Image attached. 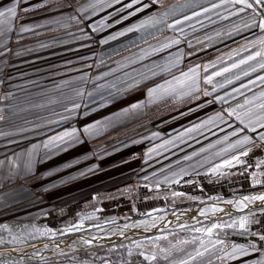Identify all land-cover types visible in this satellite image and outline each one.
Wrapping results in <instances>:
<instances>
[{"label":"crops","instance_id":"0c3cea01","mask_svg":"<svg viewBox=\"0 0 264 264\" xmlns=\"http://www.w3.org/2000/svg\"><path fill=\"white\" fill-rule=\"evenodd\" d=\"M128 3L0 0V11L17 10V17L9 18L10 30L5 24L0 35V224L14 220L55 226L97 223L129 213L133 206L154 208L173 199L195 198L208 186L216 192L217 184L210 180L220 175L230 178H225L224 186L237 183L236 176L247 189L264 184V128L258 122L246 127L227 114L264 92V83L258 80L264 76V69L258 67L260 58L214 77L215 91L204 82L208 75L264 47L251 46L264 38L257 26L264 9L254 6L255 11H240L243 5L231 0H162L159 4L142 0L150 6L133 16L129 13L142 5L120 11ZM164 12L169 15L163 16ZM150 16L160 22L127 31ZM186 16L192 19L184 20ZM177 20L184 22L175 29L168 27ZM102 22V30L93 31ZM121 32L126 34L118 35ZM174 40L180 42L163 47ZM213 64L205 71L204 66ZM252 65L257 70L243 76L242 70ZM197 66L199 90L187 85L168 92L159 89L160 85L167 88L168 81L175 85L174 77ZM237 74L241 79H234ZM229 78L234 82L226 84ZM221 83L225 86L219 87ZM244 84L248 88H242ZM152 88L158 91L150 98ZM236 88L239 93L233 91ZM221 96L224 101L216 99ZM261 102L254 100L248 107L259 114L255 105ZM135 104L142 106L132 108ZM218 113L223 120L188 131ZM73 130L74 135L53 140ZM233 131L238 134L231 135ZM245 136L249 142L238 144ZM235 156L242 162L237 163ZM228 160L232 166L212 172ZM121 199L131 205L122 208ZM173 237L170 242L198 239L200 243L162 244L154 264L264 261V241L233 243L232 237L215 233L202 239L186 234ZM46 264L119 263L102 255L52 259Z\"/></svg>","mask_w":264,"mask_h":264},{"label":"bare ground","instance_id":"6f19581e","mask_svg":"<svg viewBox=\"0 0 264 264\" xmlns=\"http://www.w3.org/2000/svg\"><path fill=\"white\" fill-rule=\"evenodd\" d=\"M261 196L264 189L149 213L57 238L39 234L32 222L14 220L0 225V264L47 261L217 220L224 222L237 214L264 208V200L253 199Z\"/></svg>","mask_w":264,"mask_h":264},{"label":"rangeland","instance_id":"374dc122","mask_svg":"<svg viewBox=\"0 0 264 264\" xmlns=\"http://www.w3.org/2000/svg\"><path fill=\"white\" fill-rule=\"evenodd\" d=\"M224 176H221V175L216 176L215 180L213 179L210 180V181L216 182L215 183L217 184L216 192L210 191L211 186H208L206 188L205 193H202L200 196L195 197V198H189L188 200L182 201V200L173 199V201L168 202L167 204H164L159 207H154V208L138 209L137 207H134L132 205L133 209L128 210L130 211L129 213H120L118 215L116 214L115 216L106 217L97 223H85V224L78 223V224H71V225H57L56 224V226L52 224L36 223L34 225L35 227H37L36 230H39V234L41 232V234H46L48 238H57V237L64 236L66 234L81 232L85 229L97 228L107 223H112L116 221H125L128 219L140 217V216H143L149 213H154V212L167 210L171 208H178V207L187 206L190 204L200 203L204 201H210V200H213L219 197H227V196H232L235 194H243V193H248V192L259 190V189H264V184L260 182L259 184H254L253 186H250V188L248 189L243 187L239 183L240 176L235 177L236 178L235 181H237V183L233 181L231 182L232 186H228L227 184H225L224 186L223 183L226 182L225 178L230 179L229 177H224ZM119 205L123 208L124 206L131 205V204L127 203L126 200L121 199L119 200ZM124 209L126 208L124 207ZM229 218L228 220L224 222L222 220H217L211 224L207 223V224L199 225L197 227L170 231L167 233L150 236V237H146L143 239H137V240H133L130 242L119 243V244H115L112 246L96 248V249H92V250H88L84 252H78V253H75L69 256L62 257V259L63 258L75 259V260L94 259V258L97 259L101 257L102 255H109V256H113L114 260H116L119 264H133V263L135 264H149V263L154 264L158 258V253H159L158 249L160 246H162V244L165 245L169 243L171 245H174L175 247L176 246L183 247L181 243L192 244L193 241H196L197 244L200 243L198 239L170 242L169 239L174 238L173 237L174 234L175 235L186 234L187 236H189V238H192L193 236H195L196 238L200 237L199 239H202V238L208 237L209 234L204 231H196V229H207V228L212 227V225L214 224L232 225L233 222H236L233 227L225 226L221 228H216L213 230V233L218 234V235L224 234L225 236L232 237L233 243L234 241L238 242L239 239L242 242H245L246 240L247 243L257 244V245L264 241L260 239V236L264 235V208H259V209H256L255 211H250L246 213H240L235 216H232V218L231 217ZM242 219L245 221L244 228L240 227V221ZM7 223H10V221L6 223H2V224H7ZM69 229H72V230L69 231ZM163 237H167V239H164ZM152 255H155L156 259L146 260L144 258L145 256H152ZM57 259H60V258H57ZM47 262H49V260L34 262L30 264H46Z\"/></svg>","mask_w":264,"mask_h":264},{"label":"snow or ice","instance_id":"6c2138e0","mask_svg":"<svg viewBox=\"0 0 264 264\" xmlns=\"http://www.w3.org/2000/svg\"><path fill=\"white\" fill-rule=\"evenodd\" d=\"M120 2H121V0H116V3H120ZM231 2L234 3V4H242L243 7L240 9V11H244L245 9H253L255 11V7L254 6H258V7L262 8V9H264V0H231ZM17 3H19V0H17ZM152 3L153 4H159V3H162V0H152ZM138 4L142 5V6L138 7V8H135V11L130 12L129 15H133L134 16V15H136L137 12L143 11L145 8H148L150 6L149 4H143L142 0H130V3L124 5V8L120 9V11H123L124 9H132V8H134L135 5H138ZM213 7L214 8L215 7H220V5H213ZM25 10L27 11V9H25ZM204 11L207 12V11H210V9H204ZM162 15L166 17V16L169 15V12H164ZM193 15L194 16H198V15H201V13H194ZM16 17H17L16 7H11V8H8L6 10L0 11V35H3V33H4L3 25L8 24V27H9V30H10L11 24L9 23V18L15 19ZM125 19H127V17H125ZM190 19H192V17H189V16L184 17V20H190ZM184 20H177L173 24H169L168 27L175 29L176 26L178 24H182L184 22ZM158 22H160V21L156 17L150 16L147 20L142 21L139 25H134L133 27L128 28L127 31H129V32L136 31L139 28H142V27H144L147 24H150V23L154 24V23H158ZM253 22L255 23V21H253ZM104 26L105 25L103 24V22L101 23L100 27L93 26V31H100V30H102V28ZM257 26L262 31H264V18H262L260 20V22H259V24ZM21 30L22 31H28L29 29L26 28V27H22ZM180 31H183V29H180ZM124 34H126V33H124V32L118 33V35H124ZM116 38H117L116 36L110 37V39H116ZM107 42H108L107 40L102 41V43H107ZM179 42H180L179 40H174V41H171L169 44L164 45L163 47H170L171 44H178ZM256 43L264 45V38H260L256 42H252L251 46L255 47ZM245 50H247V48ZM236 54H238V52L230 54L228 58L231 59L232 55H236ZM257 58H260L258 60V67L260 69H264V47H262L261 49H259L256 52L250 54L246 58L240 59L238 62L233 63L229 67H225V68L221 69L220 71H217L215 73H212L211 75H208L207 77H205V81L204 82L206 84L213 85V91H215L217 85L213 84L214 77L223 76L225 73L231 72L233 69L240 68L241 65L248 64L249 61L257 60ZM209 67H215V64L204 66L205 71H207V69ZM199 68H200V66H197L195 68H191L188 72L182 73L181 76L174 77L175 85L173 84V81H168L167 82V85H168L167 88L165 87V85H160L159 89L164 90L165 92H168L169 90H174L175 86L184 87V86L187 85V86H190V87L194 88L195 90H199V87H198ZM256 70H257V65H252V66L249 67V69L242 70V75L243 76H248V75H250V72H255ZM234 79L235 80L241 79V74L235 75ZM258 80L261 81L262 83H264V76L258 77ZM233 82H234L233 78L226 79V81H225L226 84H231ZM225 83L219 84V87H224ZM249 83L250 84H255L256 81H250ZM241 87L242 88H248V84L241 85ZM157 91H158L157 88L149 89L148 94H147L148 97H150V98L154 97L156 95ZM233 91L239 93L240 92V88L233 89ZM204 94L205 95H212V92L205 91ZM229 95H231V94H229ZM216 99L218 101H224L225 100V98L222 97V96L221 97H216ZM257 99L262 101L260 104L255 105V108H258V109L261 110V112L259 114H255L254 113V109L248 107V105H253L254 100H257ZM141 106H142V104H135V105L132 106V108H139ZM76 107H78V105ZM238 109L242 110V111H238ZM227 114H228L229 117H235L236 120H238L242 125H245L246 127L249 126L250 124L258 122L259 123V127L260 128H264V92H261L259 97H253L252 99H247V100H245L244 103L238 104L236 107L228 109L227 110ZM245 118H247L248 124H245ZM0 119H3V117H0ZM214 120H223V115L218 113L215 117L210 118L208 121H205L203 124L196 125L194 128L189 129L188 131H196L197 129L204 127L205 124L211 123ZM94 127H95V125L89 126V128H94ZM89 128H85L84 131L88 132ZM252 130L255 131L256 128L253 127ZM239 131H243V129H240ZM74 133H75V130H73V132H65L59 137H54L53 140L63 139L64 137L74 135ZM237 134H238L237 131H233L231 133V135H237ZM227 138L228 137H225V139H227ZM261 138H264V133H261ZM52 142H53L52 140L48 141L49 144L52 143ZM248 142H249V138L247 136H245L242 140L238 141L237 143L238 144H245V143H248ZM45 146H47V144ZM235 146L236 145H232V147H235ZM241 155H245L246 156L247 152H243V153H241ZM233 159L237 163H241L242 162V161H240V157L239 156H235V157H233ZM232 163H233L232 160L225 161L224 164L217 165L215 168H213L212 172L216 173L222 167L232 166ZM253 199L264 200V196L254 197ZM235 223L236 222H233L232 225H218V224H214L210 228H207V229H196V231H204V232H207L209 235H211L213 233L214 229L225 227V226L233 227L235 225ZM240 227L241 228L245 227V221L243 219L240 221ZM71 230L72 229H69V231H71ZM163 238L167 239V237H163ZM260 239L264 240V235H261ZM137 246H139V245H137ZM233 251L234 252L235 251H240L243 254H247L246 250H244V249H235L234 248ZM197 255H203V253L197 252ZM144 258L146 260H154V259H156L155 255L145 256ZM192 258L194 259L195 257H192ZM185 264H187V262H185ZM260 264H264V261H261Z\"/></svg>","mask_w":264,"mask_h":264}]
</instances>
